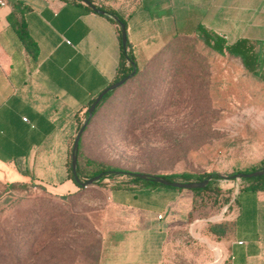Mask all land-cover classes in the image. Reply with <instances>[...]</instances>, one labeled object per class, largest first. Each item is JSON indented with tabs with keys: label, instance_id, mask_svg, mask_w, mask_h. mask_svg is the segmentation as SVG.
I'll return each instance as SVG.
<instances>
[{
	"label": "rangeland",
	"instance_id": "obj_1",
	"mask_svg": "<svg viewBox=\"0 0 264 264\" xmlns=\"http://www.w3.org/2000/svg\"><path fill=\"white\" fill-rule=\"evenodd\" d=\"M228 35V43L237 39L235 32ZM137 69L101 101L88 122L87 109L79 116L76 131L87 125L78 157L127 173L219 174L210 184L218 200L212 194L195 209L190 205L193 191L179 190V199L160 213L162 218L153 209L141 224L151 238L153 231L182 223L173 234L167 263L209 264V245L218 243L210 227L228 217L237 181L240 188L248 183L232 175L260 169L264 159V79L198 35L166 43ZM127 173L106 174L99 183L63 195L35 186L2 197L0 264L113 262L107 238L126 227L129 212L113 201L110 186L129 183ZM224 198L230 199L226 205ZM191 223L202 224L201 235L188 231Z\"/></svg>",
	"mask_w": 264,
	"mask_h": 264
},
{
	"label": "crops",
	"instance_id": "obj_2",
	"mask_svg": "<svg viewBox=\"0 0 264 264\" xmlns=\"http://www.w3.org/2000/svg\"><path fill=\"white\" fill-rule=\"evenodd\" d=\"M15 1L21 5L8 0L0 8V196L11 183H37L57 194L76 192L80 187L67 171L76 115L114 83L123 50L121 31L80 0ZM91 1L126 19L138 67L166 43L197 35L201 25L226 39L235 32L237 39L264 41V0ZM22 18L38 45L35 59L14 26ZM249 185L231 200L226 221L233 222L232 236L209 245V264H264V190ZM110 191L129 216L126 227L107 238L113 262L106 264H168L173 234L182 223L153 231L151 238L141 224L147 211L172 209L180 191L135 184ZM196 223L187 229L201 235L204 227Z\"/></svg>",
	"mask_w": 264,
	"mask_h": 264
},
{
	"label": "trees",
	"instance_id": "obj_3",
	"mask_svg": "<svg viewBox=\"0 0 264 264\" xmlns=\"http://www.w3.org/2000/svg\"><path fill=\"white\" fill-rule=\"evenodd\" d=\"M8 2V0H6ZM15 3V6L21 5L20 3L16 2L15 0H9ZM105 11L109 13L116 14L117 17L122 20L126 26V19L115 12L114 9L112 8H107V7H102ZM14 26L16 27L18 33L20 34L21 37L24 38V42L26 45V48L32 58H36L38 54V45L36 41L27 33L26 27L24 24L23 18L21 19L20 22H17L16 20L14 21ZM199 33L197 34L198 36H201L203 41L207 46H209L211 49L219 52L220 54H225L228 53L231 56L237 57L241 60L244 68L251 74L255 76H259L260 78L264 79V45H262L260 40L256 39H249L246 37L238 38L235 41L228 43L226 38L215 33L212 30H209L205 28L204 26H199L198 28ZM128 46L129 43H128ZM129 62V65H128ZM132 63H135L137 67V63L135 60V57L132 53V51L126 52L122 50L121 53V58L119 61V66L117 70V75L115 77L114 82L118 81L119 79L125 77L127 74H129L132 71ZM138 68V67H137ZM138 70V69H137ZM113 92V91H112ZM110 92L107 94L104 99H106L108 96L112 94ZM103 99V100H104ZM93 99L87 104V108L90 106L91 102ZM86 108V109H87ZM87 112V111H86ZM77 120L79 118V112H77ZM82 138V137H81ZM80 145H81V140L79 143V150H80ZM78 150V154H79ZM261 167H264V159L261 161ZM255 168H252L251 170H245L246 171H253ZM67 171H68V177L72 179L75 184L80 187L75 181L73 175H72V168H71V146L69 148L68 152V160H67ZM78 172L81 177L85 178H91L93 176H96L100 173L104 175L106 174H116L118 172L127 173L126 171H121L115 167L106 165L104 163L96 162L88 157L83 156V159L78 157ZM239 172V171H237ZM165 177L169 179H175V177H181L185 179V181H190V180H203L207 177H213V178H219L220 175L217 173H203V174H193L190 172H183L180 175H164ZM136 180V181H133ZM250 183V187L255 190H264V175L259 176L256 178H251V179H246ZM132 184L142 186V187H147V188H155L158 186H163L160 185L156 182H150V181H145L141 180L138 178H132V181L126 184H115L110 186L111 189H118V188H129ZM39 186L41 188H46L40 184L37 183H17V184H9L7 191L3 193L0 196V199L6 195H12L15 194L18 190H24V189H29L31 187ZM168 188L172 189H177L173 188L170 186H166ZM180 190V189H178ZM213 190H210V187H207L205 189H195L193 191V198H192V205L193 208H198L201 205L205 204V200L208 199V196L214 194V199L218 200L220 198L218 193H213ZM63 195V194H61ZM222 198V197H221ZM229 198H224L223 199V205H226L229 202ZM220 205V208L223 206ZM211 230V235L217 240V241H228L233 233V222L232 221H222L218 224H215L210 227Z\"/></svg>",
	"mask_w": 264,
	"mask_h": 264
},
{
	"label": "water",
	"instance_id": "obj_4",
	"mask_svg": "<svg viewBox=\"0 0 264 264\" xmlns=\"http://www.w3.org/2000/svg\"><path fill=\"white\" fill-rule=\"evenodd\" d=\"M89 5L95 12L100 13L104 16L109 17L115 23L118 24L120 31H121V43L122 48L124 51L129 52L131 51L130 47L128 46V39H127V33H126V26L122 20H120L116 14L109 13L99 7L98 5H95L91 0H80ZM129 65V62H128ZM132 71L127 74L125 77L119 79L118 81L110 84L108 87H106L104 90H102L91 102L90 106L87 108V122L91 119L93 116L94 111L98 107V105L101 103V101L104 99V97L109 94L110 92L114 91L124 83H126L130 78H132L135 73L137 72V67L135 63H132ZM87 122H85L75 133L74 139H73V145L71 148V168H72V175L77 182V184L81 187H86L95 183H99L102 181L103 174L100 173L96 176H93L91 178L83 179L78 172V150H79V143L82 137V134L86 128ZM119 174L121 172H118ZM117 174V173H116ZM126 174V173H125ZM129 174L132 178H138L145 181L150 182H156L163 186H170L173 188H177L180 190H189L194 191L195 189H205L207 187H210L211 184V177H207L203 180H190V181H180L175 179H169L161 174H151V173H143V172H129ZM264 175V167H261L260 169H255L253 171H244V172H238L236 174H233L232 176L237 179H251L256 178L259 176ZM132 181V180H131ZM130 181V182H131ZM136 181V180H133ZM240 189V181H237L236 183V192ZM225 212V210H224ZM222 212V214L224 213ZM222 216V215H221Z\"/></svg>",
	"mask_w": 264,
	"mask_h": 264
},
{
	"label": "built area",
	"instance_id": "obj_5",
	"mask_svg": "<svg viewBox=\"0 0 264 264\" xmlns=\"http://www.w3.org/2000/svg\"><path fill=\"white\" fill-rule=\"evenodd\" d=\"M6 5H7V1H6V0H0V8H1V7H5ZM67 43L70 44V41H67ZM24 120H26V118H24ZM158 217H159V218H162V215L159 214ZM217 252H219V250H217Z\"/></svg>",
	"mask_w": 264,
	"mask_h": 264
}]
</instances>
